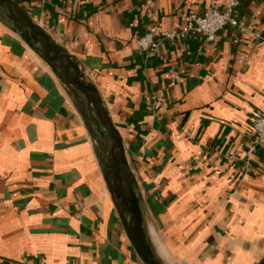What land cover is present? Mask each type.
I'll return each instance as SVG.
<instances>
[{"label":"crops","instance_id":"obj_1","mask_svg":"<svg viewBox=\"0 0 264 264\" xmlns=\"http://www.w3.org/2000/svg\"><path fill=\"white\" fill-rule=\"evenodd\" d=\"M81 65L121 135L142 221L166 264L264 256V0L206 43L136 40L228 0H13ZM151 232V233H150ZM0 264H142L99 148L48 66L0 22Z\"/></svg>","mask_w":264,"mask_h":264},{"label":"water","instance_id":"obj_2","mask_svg":"<svg viewBox=\"0 0 264 264\" xmlns=\"http://www.w3.org/2000/svg\"><path fill=\"white\" fill-rule=\"evenodd\" d=\"M0 22L48 66L99 145L105 183L141 263L165 264L148 237L121 135L95 84L77 60L13 0H0ZM257 264H264V256Z\"/></svg>","mask_w":264,"mask_h":264},{"label":"built area","instance_id":"obj_3","mask_svg":"<svg viewBox=\"0 0 264 264\" xmlns=\"http://www.w3.org/2000/svg\"><path fill=\"white\" fill-rule=\"evenodd\" d=\"M79 2H91L93 0H73ZM238 0H228L223 10L212 8L203 15L189 20L183 27L174 30H161L152 26L149 31L136 40L139 48L153 55L158 50L163 40H174L186 35L201 37L206 43L213 42L217 33L225 27H237L244 31V25L233 15ZM264 146V111H259L252 127L251 141L247 154L251 155L258 148Z\"/></svg>","mask_w":264,"mask_h":264},{"label":"rangeland","instance_id":"obj_4","mask_svg":"<svg viewBox=\"0 0 264 264\" xmlns=\"http://www.w3.org/2000/svg\"><path fill=\"white\" fill-rule=\"evenodd\" d=\"M72 102V101H71ZM94 140V139H93ZM94 142H96V140H94ZM96 145L99 147V145L97 144V142H96Z\"/></svg>","mask_w":264,"mask_h":264},{"label":"bare ground","instance_id":"obj_5","mask_svg":"<svg viewBox=\"0 0 264 264\" xmlns=\"http://www.w3.org/2000/svg\"><path fill=\"white\" fill-rule=\"evenodd\" d=\"M96 143V142H95ZM135 181V180H134ZM151 233V232H150ZM149 234V233H148ZM167 264V263H166Z\"/></svg>","mask_w":264,"mask_h":264}]
</instances>
